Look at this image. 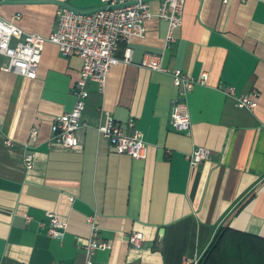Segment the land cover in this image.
Instances as JSON below:
<instances>
[{
	"label": "crops",
	"instance_id": "0c3cea01",
	"mask_svg": "<svg viewBox=\"0 0 264 264\" xmlns=\"http://www.w3.org/2000/svg\"><path fill=\"white\" fill-rule=\"evenodd\" d=\"M161 4L151 1L152 12ZM61 7L87 13L105 5L0 0V17L48 37ZM168 27L157 17L147 22L144 39L119 47L120 59L133 50L132 63L113 67L104 91L88 84L78 149L51 140L56 121L75 107L81 58H65L49 43L36 78L0 73V264H83L93 214L100 240L112 245L95 264H201L207 254L205 264H264V0H187L165 50ZM162 55L170 71L208 75L189 96L190 133L172 126L179 94L172 75L142 67ZM7 63L0 56V68ZM227 87L255 101V111L238 108ZM107 113L144 134L145 160L119 154L100 134ZM195 147L212 156L192 167L186 155ZM47 212L66 223L62 241L49 236ZM133 232L144 235L141 248L127 241Z\"/></svg>",
	"mask_w": 264,
	"mask_h": 264
},
{
	"label": "built area",
	"instance_id": "2783aa9c",
	"mask_svg": "<svg viewBox=\"0 0 264 264\" xmlns=\"http://www.w3.org/2000/svg\"><path fill=\"white\" fill-rule=\"evenodd\" d=\"M153 0H103L105 7L91 13H81L67 7H61L56 15L55 28L48 37L29 34L13 21L0 17V56L7 58L8 63L0 68V73H14L34 79L37 77L47 44H54L65 58L77 56L83 61L79 79L73 87L76 97L74 109L56 121L52 143L64 149H78L80 142L77 134L83 127V116L89 97L88 84H99L105 90L111 69L121 63L131 64L133 50L127 48L125 57L117 56L121 44L129 45L134 39H144L146 23L157 17L169 23L165 50L175 43V31L182 27L187 0H162L157 13H153L150 2ZM225 3L228 0H224ZM21 21L20 16L17 17ZM142 67L152 71L169 73L179 94L172 110V126L180 133L191 132L189 96L196 86H205L208 75L203 74L199 80L190 77L182 70L170 71L164 67V56L148 57ZM226 96L233 98L240 109L254 112L257 104L249 96L238 95L232 87L223 89ZM1 123V120H0ZM100 134L109 140L119 154H126L138 160H145L148 147L144 134L129 123V132L118 123L110 113L105 115L104 123L99 128ZM39 135L37 129L32 136ZM9 146L12 142H7ZM212 152L205 147H195L186 155L192 167L211 159ZM35 155L31 152L25 157L28 170L34 168ZM50 220L49 236L62 241L67 225L56 212H47ZM29 219V218H28ZM91 228L90 236L83 247L85 260L83 264H95L94 257L98 251L110 250L112 245L100 240V226L97 214L88 217ZM134 248H141L144 235L133 232L126 236ZM187 264H199L198 260H189Z\"/></svg>",
	"mask_w": 264,
	"mask_h": 264
},
{
	"label": "trees",
	"instance_id": "16d2710c",
	"mask_svg": "<svg viewBox=\"0 0 264 264\" xmlns=\"http://www.w3.org/2000/svg\"><path fill=\"white\" fill-rule=\"evenodd\" d=\"M221 237H222V232H220L218 235H217V237H216V239H215V242H214V244H213V246H212V250L214 249V247H216V245L220 242V239H221ZM207 256H208V254L206 255V258H207ZM206 258L201 262V264H205L206 263Z\"/></svg>",
	"mask_w": 264,
	"mask_h": 264
},
{
	"label": "water",
	"instance_id": "95a60500",
	"mask_svg": "<svg viewBox=\"0 0 264 264\" xmlns=\"http://www.w3.org/2000/svg\"><path fill=\"white\" fill-rule=\"evenodd\" d=\"M9 2V0H5V3H8ZM78 12V11H77ZM81 13H84V12H81ZM87 13H91V12H87Z\"/></svg>",
	"mask_w": 264,
	"mask_h": 264
}]
</instances>
